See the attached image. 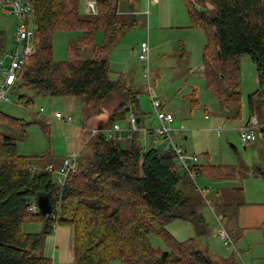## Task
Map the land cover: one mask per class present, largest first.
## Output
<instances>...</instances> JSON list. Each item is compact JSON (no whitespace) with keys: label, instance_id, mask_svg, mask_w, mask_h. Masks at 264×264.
I'll list each match as a JSON object with an SVG mask.
<instances>
[{"label":"trees","instance_id":"trees-1","mask_svg":"<svg viewBox=\"0 0 264 264\" xmlns=\"http://www.w3.org/2000/svg\"><path fill=\"white\" fill-rule=\"evenodd\" d=\"M122 0H97L95 14L86 19L80 0H30L33 9L35 53L19 72L14 91L29 90L35 96L77 97L103 103L120 84L111 80L106 49L113 45L127 22L119 20ZM191 27L200 29L206 44L202 52V77L207 90L221 110L241 117L240 63L249 56L258 82L256 92L247 97L248 119L260 124L259 109L264 102V0H184ZM211 9H204L203 6ZM198 10H201L200 12ZM134 23V21H133ZM103 42L96 45V33ZM55 33H78L68 45V60H53ZM5 33L0 31V53L5 51ZM92 56L83 59V51ZM114 109L107 120H118L138 111L137 93ZM19 105L30 107L33 99L18 96ZM196 100L191 99V107ZM137 120V116H136ZM0 125L18 131L30 125L0 112ZM45 128V126H43ZM31 159L18 154L16 143L0 131V264H52L47 257L31 252L42 236L58 227H72L74 264H213L196 249L195 241H177L165 229L175 219L189 220L184 209L190 198L183 192L185 175L177 171L173 154L155 146L140 149L138 131L129 139L107 137L103 132L93 140V156L63 186L54 180V170L46 171ZM234 167H198L199 174L213 180H231ZM255 177L264 175L258 172ZM38 195H47L53 214L43 216L28 211ZM192 214V213H190ZM190 221V220H189ZM24 225H38L29 233ZM150 236L159 239L165 250L154 248Z\"/></svg>","mask_w":264,"mask_h":264},{"label":"rangeland","instance_id":"rangeland-1","mask_svg":"<svg viewBox=\"0 0 264 264\" xmlns=\"http://www.w3.org/2000/svg\"><path fill=\"white\" fill-rule=\"evenodd\" d=\"M156 2L157 0H126L119 3V20L121 22L127 20V25L117 32L113 45L106 49L105 59L110 62L111 80L119 82L120 88L102 104H95L93 101L77 97L35 96L29 90L12 91L9 96L10 104L0 103V112L30 123L24 132L0 125V131L16 143L19 155L29 157L31 162L39 164L40 168L48 165L58 168L64 157L76 154L79 165L85 167L93 156V140L96 135H91L92 130H103L100 127L105 126L112 112L108 108V103L119 95L124 97L122 93L127 88L139 94L140 112L144 116L138 114L139 118L142 117V123L137 124L138 129L153 131L158 128L156 127V115L146 93L147 82L143 77L144 62L138 60L137 52L142 41L147 44L150 42L148 29L149 25L153 26L154 8L159 7L156 10L158 12L157 21L160 24L167 23L163 8ZM175 7L176 4L173 3L172 11ZM203 8L211 9L207 5ZM128 9H131V16L124 13ZM89 11V14L80 13L86 19H92L94 14L91 13L90 7ZM122 11L124 14H121ZM182 15L186 20L179 21L180 25L188 26L189 21L184 8H182ZM17 26L18 20L15 17L0 13V31L4 32L6 37L5 51L14 47ZM180 29L164 30V36L170 39L188 38L189 40L190 33H192L190 28L181 27ZM191 29H194L193 33L198 35L195 40L201 42L204 48L206 44L204 33L200 29ZM78 36V33L54 34L52 53L55 62L68 60V45L73 43ZM102 42L103 34L97 32L95 44ZM176 42L163 49L151 50V45L149 46L150 85L154 88L157 99L162 106L166 105L167 109L174 96L178 94L176 99H180L187 94L186 80L185 83L179 80L180 76L187 78L184 74V63L176 61L171 55L177 49ZM191 45V41L186 42L187 51L189 47L191 49ZM181 49L179 47V50ZM191 51L190 58L193 59L196 51L193 48ZM92 52V48L85 49L82 54L83 59L91 58ZM190 58L186 67L188 70L193 66ZM198 60V64H202L199 58ZM239 63L242 105L240 118L232 119V116L229 117V114L221 111L217 100L207 90L203 79L201 81L204 86L195 97L196 104L190 107L191 117L187 121L178 118L171 124L172 128L178 130L174 137L175 143L189 156H196L198 164L234 167V176L231 180H213L209 176L199 174L194 182L185 176L181 181L185 185L183 189L187 190L190 201L184 212L188 215L190 222L175 219L165 225V229L177 241L193 239L196 249L206 253L212 259L213 264H264V180L255 177L258 172L264 175V106L261 105L259 109L261 119L260 126L254 131L255 141L243 143L239 138L240 127L237 126L239 124L244 126L247 122V97L257 91L258 82L250 57H241ZM169 67L171 70L168 69ZM21 95L31 97L33 104L30 107L19 105L17 99ZM188 102L189 99H187ZM181 105L183 102L180 100L173 103L177 109ZM167 109H164L165 112ZM205 111L207 114H204ZM56 112L64 117H71V121L67 123L55 119L54 113ZM120 121L119 125L122 123ZM138 135L140 141V132ZM185 137H187L186 140ZM147 141L155 142L156 147L159 150L162 149V139L148 134ZM59 177L54 171L56 182ZM197 188L205 192H200ZM221 228L228 234L232 243L225 245L219 238L218 232ZM55 229L51 234L40 237L38 245L31 252L32 256L46 257L47 251L52 250L53 243L56 242V231L60 232L56 244L60 251H63L64 247L65 249L70 247L71 254H73L72 229L69 227ZM23 230L37 233L40 227L24 225ZM62 233H65L64 237L60 236ZM149 240L154 248L165 250L164 244L156 237L150 236ZM47 258L52 260L51 257ZM110 264L120 263L112 261Z\"/></svg>","mask_w":264,"mask_h":264},{"label":"built area","instance_id":"built-area-1","mask_svg":"<svg viewBox=\"0 0 264 264\" xmlns=\"http://www.w3.org/2000/svg\"><path fill=\"white\" fill-rule=\"evenodd\" d=\"M90 8L92 10L91 13L95 14L94 5L90 4ZM0 13L6 16L15 17L18 20V26L15 30L14 47L0 53V103L10 104L9 96L11 92L14 91L19 72L36 50L32 23L33 9L30 0H0ZM139 50V59L144 62L143 77L147 82L146 93L149 96L151 107L156 115L158 128L153 131L145 129L139 130L136 117L133 114H130L128 116V135L126 133L123 134V131L117 124H114L107 130H92L91 135L103 132L109 138L116 136L119 140H125L130 138L132 131H138L140 132V139L143 137L142 142L139 141V143L142 150H144V148L147 147L145 137L148 134H153L163 140L161 151L163 153L173 154V162L176 165L177 171L195 182V177L199 175L198 167L200 164H198V159L196 156H189L175 143L174 137L178 133V130L171 127V124L174 121V116L171 113L163 111V106L157 99L154 88L150 85L151 73L149 67V47L147 43H141ZM40 112H42V109H40ZM54 118L67 123L71 121V117H64L59 112L54 113ZM259 126L260 125L255 117L249 118L248 123L245 126L240 127L238 130L240 140L243 143L254 141V131ZM77 168L78 157L76 154L64 157L61 161V165L54 170L60 176L57 183L63 186L69 174L76 172ZM44 169L46 171H53L51 165H48ZM198 190L200 192H205V190ZM28 211L33 214L39 213L35 203L29 206ZM218 235L225 245H227V243H232L228 234L222 228L219 230ZM237 255L240 257L238 252Z\"/></svg>","mask_w":264,"mask_h":264},{"label":"crops","instance_id":"crops-1","mask_svg":"<svg viewBox=\"0 0 264 264\" xmlns=\"http://www.w3.org/2000/svg\"><path fill=\"white\" fill-rule=\"evenodd\" d=\"M96 1L97 0H81L80 12L83 14H89L90 13V11H89L90 4L94 5ZM125 1L126 0H122L121 2H125ZM173 3L176 4V7L172 11ZM156 4H158L160 7L163 8L164 17L167 19V23L166 24H160L157 21L156 16L158 15V12L156 10H158L159 7H157L156 9L154 8L153 17H152L153 26L149 25V29H148L149 30L148 38L150 39V42L147 45H148V47L151 45V50H155L157 48L163 49L165 46H169V44H172L175 41H177L175 44V46H177V49H176V51H173V54H171V55L175 58L176 61H180V62L184 63V74L187 76L186 79H185V77L182 78V76L179 77V80L184 81V83L186 80L185 85H187L186 86L187 94L183 95V97H181L180 99H176L177 98L176 96L178 94L176 96H174V98H172V100L170 101L171 104L169 105V109H167L166 105H163V107H164L163 111L165 112L164 109H167L166 112H169L174 116V121L177 120L178 118H181L180 120L187 121L191 117V114H192L190 111L191 99L193 97L195 98L196 96H198L202 87L204 86V85H202V81H201V80H203V77H202L203 65L198 64L199 63L198 58L202 61L203 45L201 44V42H198V40H195L198 37V35H196V33H193L194 29L193 30L191 29L192 28L191 22H190L189 16H188L187 11H186L184 0H157ZM182 8H184L186 15L188 17V21H189L188 26H181L179 23V21H182V20L185 21L186 20V19H184L183 15H182ZM123 12L124 11H122L121 14L125 13L128 16H131V14H130L131 9H128L124 13ZM123 22H127V20L123 21ZM181 27L190 28L189 30H191L192 33H190L189 40H187L188 38H183V40L171 38L172 39L171 40L168 36H164V30H170L172 28L181 30L180 29ZM191 34H192V36H191ZM187 41L192 42L191 49L189 47L188 51L186 50V47H185ZM142 43H144V42L142 41ZM179 47H181L182 49L179 50ZM192 48L195 49V51H196V56L193 59L190 58V53L192 52L191 51ZM177 50H178V54H177ZM137 52H138V60H140L139 59L140 50ZM186 57H187V59H186ZM189 58L191 59V63H193L192 64L193 66H192V68H190L188 70V69H186V67L189 64L188 63ZM107 62L109 63V68H111L110 62L108 60H107ZM168 69L171 70L170 67ZM159 75H160V72H159ZM196 75H199L200 77H197ZM158 79H159V76H158ZM128 92L136 93V92H133L132 90L127 88L126 91H124V93H122L124 95V97H122V95H119L116 99H111V101L108 103V108L113 112L116 107H118L122 103H125L126 99L129 98ZM160 94H161V92L159 93V96H160ZM138 96H139V94H138ZM138 96H137V99H138ZM110 97H112V95ZM110 97H108V98H110ZM121 98H123V99L121 100ZM187 99H189L188 103H187ZM177 100H180V102H183V105H181L178 109L173 106V103ZM138 106H139V108H138V111L135 115L137 116V124H141L142 123V117L144 116V114H142L140 112L139 99H138ZM126 108L129 109V111L127 112L128 113L127 118H128V116L130 114H132L133 111H132L131 106H128ZM221 111L222 112L225 111V113L229 114V117L233 115V112L231 110L224 109ZM188 112H189V116H187ZM139 113L142 115V117L140 116V118L138 117ZM204 114H207L206 111L204 112ZM107 120H108V118H107ZM107 120L105 122V126H103V128L100 127V129L107 130L110 128V127L106 126ZM155 120H156V127H157L158 121H157V119H155ZM120 122H122L120 124L121 126L119 125V120L117 122H115V124H117L119 126V128L123 131V134L126 133L128 135L129 123L127 122V119L121 120ZM247 123H248V118H247V122L244 124V126ZM241 126H243V125L239 124L237 127H241ZM142 130H144V129H142ZM149 131H151V130H149ZM149 135L155 136L153 134H149ZM147 137H148V135L145 137L147 147L143 145L144 147H146V148H144V150L145 149L148 150L149 147H151V146L156 147L155 142H153V141L148 142L147 141ZM142 139H143V137L140 139V142H142ZM184 139L186 140L187 137H185ZM161 144L163 145L162 141H161ZM162 145H161V147H162ZM156 148H158V147H156ZM182 190L188 196L187 190L185 188ZM188 222H190V221L188 220ZM69 228L72 229L71 237H74L73 228L72 227H69ZM56 233H57V235L55 237L56 242L53 243V249L47 251L46 257H51L53 264H71V263L73 264L74 254H71V248L66 247V249H65V247H64L63 251H60V248L56 245L58 243V240H59L57 238V236L60 232L56 231ZM60 236L64 237L65 233H62V235H60ZM72 253H73V241H72ZM211 261H212V259H211Z\"/></svg>","mask_w":264,"mask_h":264},{"label":"water","instance_id":"water-1","mask_svg":"<svg viewBox=\"0 0 264 264\" xmlns=\"http://www.w3.org/2000/svg\"><path fill=\"white\" fill-rule=\"evenodd\" d=\"M128 111L129 109L125 108V112H128ZM35 204L38 208L39 214L43 216H48V215L53 214V207L47 195H38L35 198Z\"/></svg>","mask_w":264,"mask_h":264}]
</instances>
